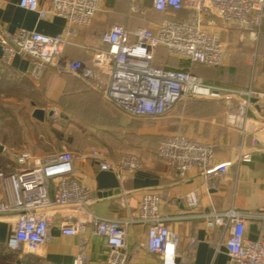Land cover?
I'll return each mask as SVG.
<instances>
[{
  "label": "crops",
  "instance_id": "obj_1",
  "mask_svg": "<svg viewBox=\"0 0 264 264\" xmlns=\"http://www.w3.org/2000/svg\"><path fill=\"white\" fill-rule=\"evenodd\" d=\"M19 1L0 0V25L6 30H35L51 36L65 32L68 24L63 16L48 14L47 17L40 18L38 12L22 8ZM38 2L40 8L49 10L52 0H38ZM132 3H137L141 10L132 12ZM189 14L188 9L157 11L154 8V0H99L93 21L88 26L78 28L73 39L75 44L65 46L63 57L81 60L93 69V57L97 49L104 46L99 37L112 25L124 24L131 30L146 26L156 31L164 21H184L188 19ZM205 19L204 28L216 33L219 40L224 43L225 54L222 62L216 66H203L199 63L193 64L187 58L172 55L175 61L167 68L176 69L184 66L187 71H191L205 83L225 91L253 90L256 94L262 95L256 97L255 102L252 101L245 128L240 125L237 117L231 118L228 115V103L222 104L226 97L233 93H226L220 98L186 99L176 103L164 114L137 117L106 99L102 92L93 87L92 80L83 79L75 73L51 66L46 69L39 81H34L30 77L32 63L28 58L16 54L10 64L6 65L8 77L12 78L16 85L13 87L14 93L21 96L23 91V95L28 97L33 106L32 113L36 108L45 110L44 120L34 118L31 113L32 118L47 131L45 135H41L43 140L46 142L47 136L64 138L63 146L76 155H84L75 161L74 176L82 184L91 186L93 190L89 210L103 218L126 221L132 216H137L143 194L149 192L159 195L161 214L167 217V225L180 236L177 257L179 264L230 263L223 244L224 229L209 228L205 223L206 213L214 209L224 211L232 207L249 213L264 212V32L257 41H254L258 43L255 47L251 43L253 41L237 25L226 23L218 17ZM212 20L213 22L210 23ZM234 32H239L241 35V43L238 45L242 48L240 54L246 57L250 55L254 60V68L252 66L250 68L249 60L247 63V60L244 61L246 65L248 64L249 76L245 74L237 77L233 73H238L236 67H229L231 53L224 37ZM230 42L234 44L236 40ZM2 54L3 48L0 44V78L4 72ZM218 67L227 68V74L224 76L226 84L209 81L213 73L204 72L206 68ZM21 78H24L22 82ZM37 96L40 99L35 100ZM230 98L237 104L241 101L238 97ZM81 106L91 107L93 112L91 116L80 114ZM57 116L65 124L76 123L97 128L110 126L114 135L109 139L108 137L102 139L101 135L94 137L92 134L90 138L94 140L93 143L92 141H89L91 144L86 141L83 143V140L76 142L65 131V129L69 130V126L57 121L59 120ZM82 119L85 121L83 124ZM50 121L56 122L50 124ZM141 132L146 133L147 136L141 138L138 135ZM176 133L212 144L213 165L228 164V174L219 180L217 188L211 186V182L200 167L194 166L188 170L185 177H179L175 170L159 157L160 143ZM254 140H258L257 146H254ZM139 143L142 144L141 148L139 145L137 147L134 145ZM0 145H2L0 157L4 159L0 168L16 170L19 167L17 157L20 150L13 147L10 149L1 141ZM91 145H97L94 148L102 147L105 158L114 163L121 161L125 155L123 152L139 149L138 157L143 165L134 173L119 168L101 169L98 160L90 156L91 150L94 149L90 150ZM109 147L112 151H109ZM26 150L41 158H50L62 151L53 146ZM242 154H249L250 160L240 159ZM192 191L199 196V205L194 209L189 208L186 200V195ZM2 195L0 186V197ZM66 213H75V211L62 209L54 212L52 238L40 254L56 264H72L79 253V244L83 236H86L88 241L85 252L89 264H108V246L104 237L93 235L90 231L75 236L62 234V215ZM11 228L12 219L0 216V243L6 244ZM126 230L128 253L126 264H162L159 256L148 249L147 224L132 221L127 224ZM262 235H264L263 219H248L246 236L254 239ZM192 238L195 239L194 245Z\"/></svg>",
  "mask_w": 264,
  "mask_h": 264
},
{
  "label": "built area",
  "instance_id": "obj_2",
  "mask_svg": "<svg viewBox=\"0 0 264 264\" xmlns=\"http://www.w3.org/2000/svg\"><path fill=\"white\" fill-rule=\"evenodd\" d=\"M99 0H52L49 10L39 7L38 0H20L22 8L39 13L63 16L67 20L64 33L55 36L35 30L8 31L0 25V44L3 48L1 61L10 64L14 55L28 58L32 65L30 77L39 81L49 67L75 73L92 80L93 87L102 92L125 112L137 116L164 114L176 103L191 98H220L226 93L242 96L245 100L237 105L230 100L228 115L248 121L252 99L262 97L253 90L225 91L205 83L191 71L156 67L155 53L160 45L167 47L171 55L189 59L192 63L216 66L225 54L224 43L216 33L204 28L206 17H218L243 30L252 41L264 32V0H154L157 11L188 9L184 21L166 20L156 31L142 26L131 30L124 24H114L99 37L104 44L93 57V66L105 74L102 77L81 60L64 58V48L73 41L78 28L91 24L98 10ZM141 10L131 4L132 12ZM213 22L210 21V23ZM258 140H254V146ZM214 146L193 139L182 133L170 135L162 141L158 155L185 177L194 166L202 169L211 186L217 188L219 180L228 174V164L213 165ZM84 155L62 150L50 158H41L28 150L18 154L19 167L14 171L0 168V216L12 219L11 233L6 245L12 250L37 252L51 241L54 212L73 209L75 213L62 215L63 235H82L86 231L104 237L108 246V264H126V226L132 221L148 225V249L159 256L162 264L178 263L180 236L166 223L161 214L160 197L145 193L140 199L138 214L126 221L100 217L89 210L93 190L75 178V161ZM90 156L98 160L101 169H122L134 173L142 167L135 153H126L119 163L110 162L102 150L94 148ZM240 159L250 160L249 154ZM190 209L199 205L195 191L186 195ZM209 228L221 227L225 232L223 244L230 259L229 264H264V235L258 238L246 236L247 221L259 218L264 212H246L232 207L224 211L212 210L204 215ZM88 238L83 236L75 264L88 259L85 252ZM192 244L195 239L192 238Z\"/></svg>",
  "mask_w": 264,
  "mask_h": 264
},
{
  "label": "rangeland",
  "instance_id": "obj_3",
  "mask_svg": "<svg viewBox=\"0 0 264 264\" xmlns=\"http://www.w3.org/2000/svg\"><path fill=\"white\" fill-rule=\"evenodd\" d=\"M220 24V23H219ZM222 25V24H220ZM226 34V33H225ZM227 35V34H226ZM224 37V39L226 40L227 43V47L231 53V62L229 64V67H236V69L238 70L237 72H233L235 76L238 77V75L240 77L244 76L246 74V76H249V72H247L248 70V64L246 65L244 61H246V63L248 62V60L250 61V68L251 66L254 68V60L253 58H251V56L249 55V57H246L241 53V47H239L238 45L241 43V39H240V33L239 32H234V33H229L228 37ZM236 40V43H232L229 40ZM255 47L257 46L258 43L256 42H251ZM251 44V45H252ZM7 65V64H6ZM204 69V68H203ZM227 68L226 67H218V68H206L205 69V73L207 71H209V73H213L211 74V78L209 81L212 82H217V83H222V84H226V80L224 78V76L227 74ZM93 70L97 73H99L102 77L105 76V74H103L102 72H100L96 67L93 66ZM22 95L20 96V94L14 93L13 91L9 92V91H0V141L2 142V144H6L8 145V147L11 149L16 148L17 150H20V152L22 150H26V149H31V148H37V149H45L47 147H54L57 148V150H62L64 148H66L67 150H70L69 148L63 146L64 144V138L63 139H57V137H49L47 136V141L45 142V140H43V138L41 137V135H45L46 129L44 128V126L38 124L36 122L35 119L32 118L31 113H32V108L33 106L31 105L30 101L28 100V97H26L25 95H23V91L21 93ZM40 99L39 96H37L35 98V100ZM218 100V99H216ZM234 104H237L235 101L232 100V98H226L223 102L221 100H218L219 102H222L223 105H227V101H229ZM104 101V100H102ZM105 102V101H104ZM106 103V102H105ZM82 111L80 112V114L82 115H86V116H91V114L93 113L91 111V107L89 106H81ZM58 117V116H57ZM59 119V117H58ZM60 121L61 120H57ZM56 121H50V124H53ZM59 123V122H57ZM63 125L65 126H69L68 127V131L65 129L66 132H68L71 136V139L73 141L76 142H80L83 140V143L92 141V137L91 135L93 134L94 137L96 136H100L101 138H110L111 135H114L112 133V127L110 126H105L102 128H97V127H92V126H81L80 124H76V123H64L61 122ZM81 123H85L84 119L81 120ZM49 124V123H48ZM100 129H103L100 130ZM72 131H76V132H72ZM115 132H117V130H114ZM81 133V134H78ZM73 134V135H72ZM83 134V135H82ZM40 135V136H39ZM141 138L147 136L146 133L143 134V132H141L140 134H138ZM60 140V141H59ZM94 141V140H93ZM92 141V143H93ZM139 141V140H138ZM47 142H50V144L48 145ZM89 144H91V142H89ZM136 147L139 145V147L141 148L142 144H134ZM94 146L97 145H91L90 146V150L92 148H94ZM135 147V148H136ZM97 149H101L102 147H95ZM104 148V147H103ZM106 148V147H105ZM104 148V149H105ZM110 148V147H109ZM102 150V149H101ZM109 151H112L111 148L109 149ZM114 153L115 150H113ZM126 153H135V154H139V149H133V150H128L126 152H123V154ZM4 161H2L3 163ZM2 163H0V166L2 165ZM41 250L37 251V252H30V251H24V250H20V251H16V250H5V249H1L0 253H5L6 255H12V260L10 261H2V264H17V261L19 262L20 259H22V257L26 254V253H31L35 256H37L39 258V260L37 259H33L31 264H47L46 261H48V264H53L50 263V261L43 255H41L40 253ZM75 264V263H72ZM83 264H89V260L87 259L85 262H83Z\"/></svg>",
  "mask_w": 264,
  "mask_h": 264
},
{
  "label": "trees",
  "instance_id": "obj_4",
  "mask_svg": "<svg viewBox=\"0 0 264 264\" xmlns=\"http://www.w3.org/2000/svg\"><path fill=\"white\" fill-rule=\"evenodd\" d=\"M182 10V9H180ZM177 11V10H176ZM162 12V11H161ZM175 61V58L170 54V52L168 51L167 47L164 45H160L158 46L156 53H155V59H154V65L156 67H164L167 68V66H169L170 64H172V62ZM190 64V63H188ZM196 64V63H193ZM198 64V63H197ZM203 66H206L204 64H200ZM7 66L6 64H4V72L1 75L0 78V91H13V87H15V82H13L12 78L8 77V70H7ZM179 70H186V68L184 66H179L178 68ZM24 80V78H21V82ZM16 89V88H14ZM14 92V91H13ZM4 159L2 157H0V163H2ZM1 249H5V250H12L9 247H7L6 244H2L0 243V250ZM16 251H20V250H16ZM33 259H37L39 260V258L31 253H26L22 259L19 260V262L17 261V264H31ZM12 260V255H6L5 253H0V264H2V261H10ZM48 264V261H46ZM53 264H56L54 262H51Z\"/></svg>",
  "mask_w": 264,
  "mask_h": 264
},
{
  "label": "water",
  "instance_id": "obj_5",
  "mask_svg": "<svg viewBox=\"0 0 264 264\" xmlns=\"http://www.w3.org/2000/svg\"><path fill=\"white\" fill-rule=\"evenodd\" d=\"M33 68V65H31V69ZM230 97H238L241 101H244L245 99L243 97H239L238 95H228L226 98ZM257 98H253L252 101L255 102ZM33 117L38 120H44L45 119V110L41 108H36L33 113ZM50 115H53V113H50ZM240 125H243V119H239ZM2 148V145H0V149Z\"/></svg>",
  "mask_w": 264,
  "mask_h": 264
}]
</instances>
